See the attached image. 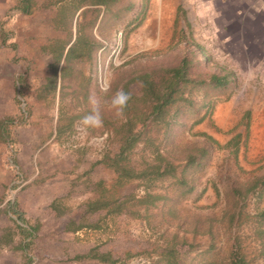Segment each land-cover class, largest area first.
Here are the masks:
<instances>
[{"label": "rangeland", "instance_id": "rangeland-1", "mask_svg": "<svg viewBox=\"0 0 264 264\" xmlns=\"http://www.w3.org/2000/svg\"><path fill=\"white\" fill-rule=\"evenodd\" d=\"M34 2L22 14L17 0H0V122L10 123L7 135L0 133V264H230L233 246L245 264H264V198L248 194L241 205L232 193L239 188L245 196L243 189L264 177V16L252 19L246 0ZM79 36L90 43V58L56 63L62 44L65 55ZM186 54L194 58V79L233 78L227 88L202 85L192 93V110L177 117L185 126H172L163 152L175 165L184 163L185 147L205 146L209 154L188 170L190 194L170 188L166 201L133 216L131 199L148 183L111 193L113 171L94 165L119 143L113 129L123 119L108 101L128 83L139 96L135 76L174 67ZM92 93L104 113L99 129L80 125ZM235 139L236 152L225 147ZM131 157L141 167L151 156L140 146ZM103 189L106 201L123 203L121 213H88L84 202ZM19 226L34 228L26 250ZM100 256L109 260L94 258Z\"/></svg>", "mask_w": 264, "mask_h": 264}, {"label": "trees", "instance_id": "trees-1", "mask_svg": "<svg viewBox=\"0 0 264 264\" xmlns=\"http://www.w3.org/2000/svg\"><path fill=\"white\" fill-rule=\"evenodd\" d=\"M96 5L113 6L119 0H92ZM82 3H80L81 5ZM36 6L34 0H17L15 10L22 14H30ZM134 5L131 3L122 6L120 12L129 11ZM116 16V15H114ZM4 41V40H3ZM67 44H62V49L58 50L55 55L56 63H59L62 58L65 65L72 62V59H81L84 57L90 58L89 48L91 47L88 41H83L80 36L75 38L74 43L67 49L65 55L63 50ZM186 49V48H184ZM64 56V57H63ZM208 61V59L206 58ZM192 69H194V58L187 54L179 60L174 67H158L151 70H146L135 76L131 82L139 84V96L133 94L132 89H129V83L125 84L124 91L131 93V100L126 109L125 118L117 127L113 129L114 135L119 139L118 147L114 152L103 153L100 160L94 165L102 164L111 169L115 175V179L111 186V193L126 186L127 184L141 180L148 183L143 190L141 197H133V216H138L137 210L147 209L156 206L157 203L164 202L169 198L168 189L172 188L175 194L185 197L190 194L194 188V178L188 176V170L192 167H202L203 160L209 154V149L205 146L200 148H184L183 161L184 163L175 165V160L171 159L170 151L165 149V145L170 140L172 126L177 124V117L182 108L187 107L192 110L193 100L192 93L198 91L202 85L211 86L217 89L227 88L231 82L230 77L233 74L227 73L224 76L211 74L208 76L201 75V80L193 78ZM63 68L60 69L62 77ZM105 98L110 96V92H103ZM103 120L104 113L102 112ZM203 117L196 119L194 124L200 123ZM113 121V120H112ZM8 122H0V133L7 135ZM207 140L218 144L210 137L204 135ZM239 138V137H238ZM234 141V140H233ZM238 140L229 142L225 147L233 146L234 151L238 149ZM142 146L143 152L149 150L150 161H143L141 167H138L132 160V155L138 148ZM220 147V145H218ZM145 160V159H144ZM154 184L160 185L159 187ZM165 187L167 192L162 188ZM245 196L242 195L241 189H233L232 193L239 197L241 205H244L242 197L250 194L257 200L264 198V177L247 185ZM110 193V192H109ZM110 193V194H111ZM105 190L99 191L96 198L84 202L88 213L92 214L100 210H107L108 214H119L122 212L123 203L111 198L105 199ZM240 205V206H241ZM244 208V206H243ZM14 209V208H13ZM15 213V212H14ZM259 218L264 220V210L258 212ZM19 222L23 221L20 216H17ZM24 223V222H22ZM75 224V223H71ZM69 224V226L71 225ZM81 226L71 229L73 232L81 230ZM90 228H95L92 226ZM21 234L24 236L23 250H26L28 244L32 242L34 237V228H22L19 226ZM172 254V253H170ZM101 262H106L109 259L106 256L94 257ZM230 264H245L244 258L240 252L233 246L229 255ZM171 264V263H170Z\"/></svg>", "mask_w": 264, "mask_h": 264}, {"label": "clouds", "instance_id": "clouds-1", "mask_svg": "<svg viewBox=\"0 0 264 264\" xmlns=\"http://www.w3.org/2000/svg\"><path fill=\"white\" fill-rule=\"evenodd\" d=\"M101 90L105 93L110 91L109 84H103ZM131 93L126 92L123 88L117 89L115 93L111 96L110 101H108L111 109L114 110V115L116 118H125L126 109L129 106L131 100ZM89 104L91 105V113L86 115L80 125L85 128L99 129L103 127L104 121L101 112V99L92 93L89 96Z\"/></svg>", "mask_w": 264, "mask_h": 264}, {"label": "crops", "instance_id": "crops-1", "mask_svg": "<svg viewBox=\"0 0 264 264\" xmlns=\"http://www.w3.org/2000/svg\"><path fill=\"white\" fill-rule=\"evenodd\" d=\"M248 1L247 9L249 12L247 13L253 19V17H261L264 16V0H246ZM250 17V18H251Z\"/></svg>", "mask_w": 264, "mask_h": 264}]
</instances>
